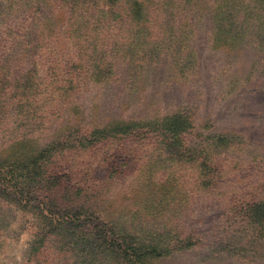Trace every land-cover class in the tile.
I'll use <instances>...</instances> for the list:
<instances>
[{"label": "rangeland", "instance_id": "374dc122", "mask_svg": "<svg viewBox=\"0 0 264 264\" xmlns=\"http://www.w3.org/2000/svg\"><path fill=\"white\" fill-rule=\"evenodd\" d=\"M247 2L257 15L234 38L213 32L206 17L192 61L165 51L155 67L122 68L116 83L100 82L91 21L80 88L68 44L53 63L8 59L12 66L0 70V192L23 202L0 196V264H264V49L255 37L264 0ZM57 18L66 31L67 12ZM168 116L173 130L136 150L127 140L79 142L99 125Z\"/></svg>", "mask_w": 264, "mask_h": 264}, {"label": "trees", "instance_id": "16d2710c", "mask_svg": "<svg viewBox=\"0 0 264 264\" xmlns=\"http://www.w3.org/2000/svg\"><path fill=\"white\" fill-rule=\"evenodd\" d=\"M226 3L230 4L226 12L231 10L227 19L221 17ZM251 7L247 0H0V43L5 53L0 70L12 66L8 59L20 54L28 59L39 57V61L45 64L53 63L59 51L61 53V46L68 44L72 50L69 62L75 75L73 81L78 88L82 87L91 60L89 48L83 40V28L91 21L98 25L96 30L100 43L95 46L101 49L94 61L100 71V82L116 83L120 79L117 72L122 68L136 74L145 67H155L160 54L165 51L171 53L173 60L179 57L192 61L194 35L206 17L212 21L213 32L219 29L220 33L225 32L234 38L236 29L246 26L248 20L249 25L254 23L257 14L251 12ZM63 9L71 20L66 31L61 30L57 18V13ZM257 27L256 46L263 50L264 21ZM70 29H75L71 40L68 35ZM152 34L163 35L164 38L153 40ZM129 36L134 41H130ZM60 40L64 41L59 44ZM144 44L150 47L145 50ZM174 122V117L168 116L162 121L148 119L147 122L99 125L92 130L81 131L89 137L86 140L83 136L79 142L108 145L127 140L131 143L130 148L136 150L134 143L155 141L159 132L173 130ZM66 141L68 145L69 139ZM23 166L27 167L26 164ZM2 174L0 171V178ZM12 181L15 186L22 185L20 180L19 183H16L17 179ZM0 196L22 206V197L14 192H0Z\"/></svg>", "mask_w": 264, "mask_h": 264}]
</instances>
